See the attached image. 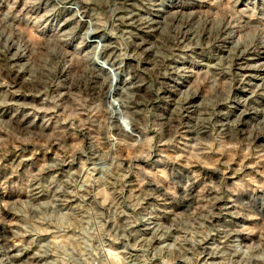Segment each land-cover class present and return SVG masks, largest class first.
<instances>
[{
	"label": "rangeland",
	"instance_id": "obj_1",
	"mask_svg": "<svg viewBox=\"0 0 264 264\" xmlns=\"http://www.w3.org/2000/svg\"><path fill=\"white\" fill-rule=\"evenodd\" d=\"M261 52L264 0H0V264H264Z\"/></svg>",
	"mask_w": 264,
	"mask_h": 264
},
{
	"label": "bare ground",
	"instance_id": "obj_2",
	"mask_svg": "<svg viewBox=\"0 0 264 264\" xmlns=\"http://www.w3.org/2000/svg\"><path fill=\"white\" fill-rule=\"evenodd\" d=\"M153 24V23H152ZM95 34V33H94ZM90 35V34H89ZM100 40H102L101 38H100ZM98 41V40H97ZM261 54H264V52H261ZM260 57V56H259ZM264 67V66H263ZM256 69H258V71H263L264 72V68H261V69H259V68H256ZM255 69V70H256ZM255 79H257V80H259L257 83H255V84H257V86H262L263 85V78L262 77H256ZM261 83V84H260ZM117 84V79H115V78H111V82H110V87L113 89L114 87H115V85ZM112 91V90H111ZM238 103V106L240 105L241 107H244V103H243V101L241 102V103H239L240 101H237ZM237 107V106H236ZM187 108V107H186ZM184 110H185V108H184ZM247 115V114H246ZM189 200V199H188ZM187 202V201H186ZM7 233H8V230L6 229V226H4V224L3 225H0V236L2 237V239L4 240V241H6L7 239H8V235H7ZM7 242V241H6ZM4 245V244H3ZM7 245V244H6ZM5 247V246H4ZM2 249V248H1ZM10 249H9V246H6L5 247V249H3V250H0V251H4V253H8V251H9Z\"/></svg>",
	"mask_w": 264,
	"mask_h": 264
}]
</instances>
